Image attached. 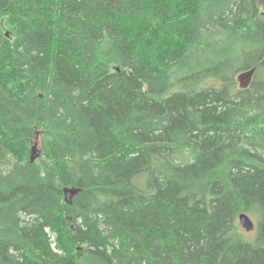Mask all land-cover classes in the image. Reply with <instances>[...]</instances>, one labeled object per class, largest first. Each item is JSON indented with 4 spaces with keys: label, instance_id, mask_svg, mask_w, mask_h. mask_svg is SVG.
<instances>
[{
    "label": "trees",
    "instance_id": "obj_1",
    "mask_svg": "<svg viewBox=\"0 0 264 264\" xmlns=\"http://www.w3.org/2000/svg\"><path fill=\"white\" fill-rule=\"evenodd\" d=\"M0 264H264V0H0Z\"/></svg>",
    "mask_w": 264,
    "mask_h": 264
},
{
    "label": "water",
    "instance_id": "obj_2",
    "mask_svg": "<svg viewBox=\"0 0 264 264\" xmlns=\"http://www.w3.org/2000/svg\"><path fill=\"white\" fill-rule=\"evenodd\" d=\"M255 70H256L255 68H252V69L244 70L238 74L237 78H238L240 88L245 89L251 85L253 78H254ZM36 149H37V147L33 145L32 146V152H31V161L32 162H34L40 154L39 152L35 154ZM79 192H80V190L77 188L66 187L64 189L65 201L68 204H72L73 198ZM239 221H240L241 226L248 232L253 231L256 228L255 221L246 212H243L239 215Z\"/></svg>",
    "mask_w": 264,
    "mask_h": 264
},
{
    "label": "rangeland",
    "instance_id": "obj_3",
    "mask_svg": "<svg viewBox=\"0 0 264 264\" xmlns=\"http://www.w3.org/2000/svg\"><path fill=\"white\" fill-rule=\"evenodd\" d=\"M33 145L37 147L35 154L38 152L40 153L41 152V140L39 139V137H37V139H35V141L33 142ZM46 230L50 235L53 247H56L57 246V234L52 229H50L49 227ZM246 233L248 236H252L255 233V231H250V232H246Z\"/></svg>",
    "mask_w": 264,
    "mask_h": 264
}]
</instances>
